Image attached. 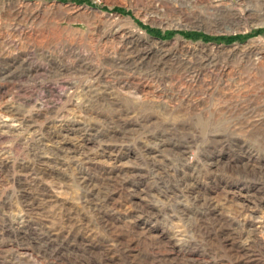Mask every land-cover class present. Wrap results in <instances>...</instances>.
Masks as SVG:
<instances>
[{
    "label": "rangeland",
    "instance_id": "obj_1",
    "mask_svg": "<svg viewBox=\"0 0 264 264\" xmlns=\"http://www.w3.org/2000/svg\"><path fill=\"white\" fill-rule=\"evenodd\" d=\"M0 264H264V0H0Z\"/></svg>",
    "mask_w": 264,
    "mask_h": 264
}]
</instances>
